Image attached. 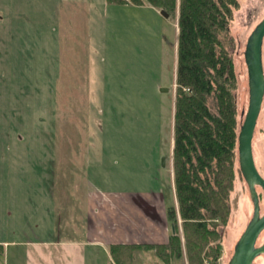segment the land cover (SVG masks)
<instances>
[{
	"label": "rangeland",
	"instance_id": "obj_1",
	"mask_svg": "<svg viewBox=\"0 0 264 264\" xmlns=\"http://www.w3.org/2000/svg\"><path fill=\"white\" fill-rule=\"evenodd\" d=\"M236 1L222 40L236 76L239 130L248 105L243 52L264 17V0ZM142 2L0 0V264H34L29 240L79 233L85 223L79 190L97 153L100 163L107 159L106 181L114 185L140 186L150 159L159 157L161 165L170 153L171 160L179 3L164 18ZM262 64L264 73V40ZM235 155L230 213L227 224L217 227L214 264L228 263L252 216L237 142ZM252 155L264 179V96ZM124 161L135 174L119 173ZM256 191L262 215L264 192ZM53 192L58 200L48 201ZM171 199L176 201L174 193ZM65 203L70 212L64 218ZM263 242L264 231L256 246ZM175 264H187L185 255ZM253 264H264V256Z\"/></svg>",
	"mask_w": 264,
	"mask_h": 264
},
{
	"label": "trees",
	"instance_id": "obj_2",
	"mask_svg": "<svg viewBox=\"0 0 264 264\" xmlns=\"http://www.w3.org/2000/svg\"><path fill=\"white\" fill-rule=\"evenodd\" d=\"M108 1L127 4V0ZM129 1L143 5L142 0ZM145 1L166 13L176 11V0ZM178 3L172 149L177 206L167 207L166 213L173 234L164 246H110L114 264H123L119 258L130 264L137 248L155 249L164 264L183 255L187 264H214L220 249L217 227L227 224L230 213L238 134L236 76L222 39L238 4L236 0Z\"/></svg>",
	"mask_w": 264,
	"mask_h": 264
},
{
	"label": "crops",
	"instance_id": "obj_3",
	"mask_svg": "<svg viewBox=\"0 0 264 264\" xmlns=\"http://www.w3.org/2000/svg\"><path fill=\"white\" fill-rule=\"evenodd\" d=\"M153 9L158 13L156 8ZM90 71H93L91 65ZM96 157L94 169L90 168L91 177L84 172L79 190L81 196L78 197L79 200L76 197L82 205L85 223L77 235L73 236L70 232V238L29 240L28 247L33 251L29 255L35 256L34 264H114L110 254L112 245L156 247L168 244L173 230L167 219V207L177 206L176 201L171 199L174 192L170 153L168 156L163 155L164 164H159L158 157L142 166L150 173L145 172L140 186H129L126 182L114 185L106 181L109 178L107 159L100 163L99 153ZM126 162L119 168V173L127 177L135 173L134 166ZM161 174H164L163 178ZM50 197L53 202L58 200L54 192L47 197L48 201ZM64 207L65 218L70 212V204L65 203ZM48 211L50 215L49 207ZM131 253L130 264H159L160 259L154 254L155 249L137 248ZM181 259L172 257L168 264H175Z\"/></svg>",
	"mask_w": 264,
	"mask_h": 264
},
{
	"label": "water",
	"instance_id": "obj_4",
	"mask_svg": "<svg viewBox=\"0 0 264 264\" xmlns=\"http://www.w3.org/2000/svg\"><path fill=\"white\" fill-rule=\"evenodd\" d=\"M164 18L168 14L161 10ZM264 40V17L247 37L243 58L247 71L248 105L242 112L243 121L237 134V160L240 174L245 181L252 202V216L243 233L234 245L233 253L227 264H253L256 257L264 256V242L256 246L264 231V213L260 215L259 197L256 187L264 192V179L257 171L252 155V139L264 96V73L262 46ZM164 164V158L161 159Z\"/></svg>",
	"mask_w": 264,
	"mask_h": 264
}]
</instances>
